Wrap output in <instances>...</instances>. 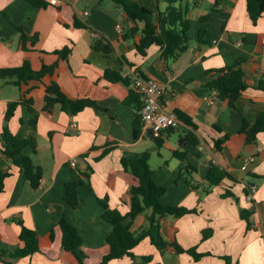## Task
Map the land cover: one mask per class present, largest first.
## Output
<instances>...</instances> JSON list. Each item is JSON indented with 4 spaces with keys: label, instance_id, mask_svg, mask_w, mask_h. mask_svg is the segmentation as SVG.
<instances>
[{
    "label": "crops",
    "instance_id": "0c3cea01",
    "mask_svg": "<svg viewBox=\"0 0 264 264\" xmlns=\"http://www.w3.org/2000/svg\"><path fill=\"white\" fill-rule=\"evenodd\" d=\"M134 1L152 11L167 7L163 0ZM60 2L58 6L46 2V8H38L26 0H0V69L20 67L25 61L35 71L57 64L46 81L58 83L71 99H91L97 107L74 116L60 105L47 112L45 85L31 81L23 86L33 109L19 106L9 128L20 139L35 138L36 149L24 152L41 167L42 178L38 188L32 187L21 169L0 151V169L10 174L0 193V249L24 246L20 223L39 237L55 231V241L32 256L4 259L0 264H68L59 227L63 217L82 238L84 264H99L109 252L107 237L112 231L103 219L100 201L107 200L122 215L129 213L130 189L138 181L126 172L122 160L142 153H149L154 181L166 189L162 203L193 212L159 218L167 248L158 250L147 238L134 248L137 258L151 256L148 264H264V134L250 144L242 133L244 122L254 124L264 111V92L253 87L264 76V16L253 24L247 0H183L181 6L188 8L190 20L189 49L178 60L166 62L158 46H152L147 56L138 53L141 32L125 38L133 25L111 0ZM200 29L206 32L203 43L198 41ZM24 33L38 37L35 45L27 42L24 48ZM64 49L71 53L61 58L56 53ZM238 65L249 88L236 101V109L220 99L209 103L212 90L205 86L209 72ZM106 70L119 73L129 84L107 81ZM136 70L163 86L162 103L168 111H181L196 127L179 119L178 126L163 135L161 146L142 128L136 136L134 119L140 116L142 95L126 102L134 92ZM18 100L19 87L0 80V137L8 103ZM73 122L76 129L70 128ZM189 136L197 144H190ZM226 136L218 150L215 142ZM175 152L187 154L189 171ZM250 157L255 160L244 169ZM73 159H78L75 168L70 165ZM211 165L233 178L210 184L206 176ZM84 173H89V180L81 177ZM79 181L85 184L78 187L74 208L65 201L66 187ZM250 186L257 188L251 201L247 197ZM242 210L249 213L248 220L241 216ZM151 214L147 210L139 215L132 231L146 228ZM174 242L206 256L196 261L176 252L171 246ZM109 264H132V260L124 257Z\"/></svg>",
    "mask_w": 264,
    "mask_h": 264
},
{
    "label": "trees",
    "instance_id": "16d2710c",
    "mask_svg": "<svg viewBox=\"0 0 264 264\" xmlns=\"http://www.w3.org/2000/svg\"><path fill=\"white\" fill-rule=\"evenodd\" d=\"M31 5L38 8H46L47 4L43 0H26ZM119 5L125 12L132 27L128 36H132L137 32H141L142 38L137 45V51L142 56H147L148 50L152 46H158L161 49V57L166 62H174L185 54L190 45L188 31L190 28V20L187 17L188 8H183L181 2L183 0H163L167 7L164 11H152L134 0H111ZM247 12L253 24H257L260 18L264 16V0H247ZM77 27H82L78 22ZM205 30L200 29L198 41L203 43ZM23 36L24 48L26 43L31 42L33 45L38 41L37 36L29 37L25 33ZM70 49H64L57 52L59 57L66 58L70 55ZM57 69V64L46 66L44 65L40 71H35L30 66L29 62L25 61L22 66L15 68L0 69V80H7L16 85L20 89V100L8 103L5 115V123L3 132L0 137L1 153L10 159L13 165L19 167L32 187L38 188L42 178V169L36 166L31 157L26 155V148L36 149V140L30 135L25 139H20L14 135L10 128L9 122L13 118L17 108L21 105L27 106L30 111L33 109V100L27 99V92L23 86L31 81H39L45 85V105L44 110L50 112L56 105H60L61 109L69 115H77L88 107H97V104L91 99H71L61 89L58 83L54 81L47 82L46 77L52 76ZM140 71V70H138ZM141 72V71H140ZM104 78L109 82H121L129 84L128 80L124 79L119 73L106 70ZM205 86L211 90L218 92V99L226 101L228 106L236 109V101L245 92L249 85L246 82L245 73L241 67L233 66L220 70L210 71L208 80ZM253 87L264 92V76L257 80ZM141 94L131 92L130 97L126 99L127 103H132V99L138 100ZM180 119L185 124L193 127L196 125L192 119L182 113L175 111ZM23 123V122H22ZM135 133L139 135L141 131L140 116L137 115L134 119ZM32 128L35 130V121H32ZM242 133L246 136L247 143H255L260 134H264V111L261 112L254 124L250 125L244 122ZM228 136L223 140H217L215 146L218 150L226 142ZM190 144H197L194 136H189ZM159 146L162 145V140H157ZM177 158L185 163V170L189 171L192 167L187 162V154L185 152H175ZM149 153H142L132 159H123L122 164L126 172H129L137 181L138 185L130 189L131 209L128 214L122 215L118 210H113L109 207L107 200H102L100 203L104 207L103 219L112 225V231L107 237L109 252L103 257L99 264H109L113 260L129 257L132 264H148L152 262L151 256L137 258L133 250L142 241L149 238L151 243L158 249L164 250L168 243L164 240L161 234L159 218L166 216H174L176 218L183 217L193 211L185 208L168 206L162 203L161 199L166 192V189L158 185L154 181V173L150 167ZM91 168L88 169L91 172ZM86 180H89V173L80 174ZM8 172L0 169V193L4 191L5 180L9 177ZM226 178L233 177L226 171L211 165L206 176V180L212 185H219ZM85 184L83 181L68 184L66 187V203L71 207H77L78 187ZM232 196V193H230ZM228 194V195H229ZM248 194V190H247ZM152 210L151 216L148 218V226L140 231H132V225L135 219L146 212ZM241 216L248 220L249 213L242 210ZM19 238L24 246L9 247L8 249H0V261L6 262L4 259L19 260L32 256L38 253L42 247L51 246L55 241V231H50L48 235L39 237L37 233L20 223ZM62 233V247L65 251V260L68 264H84L86 254L82 246V238L78 230L65 217L59 223ZM171 246L178 253H187L196 261L200 260L206 254H200L196 249L184 250L177 243H172Z\"/></svg>",
    "mask_w": 264,
    "mask_h": 264
},
{
    "label": "built area",
    "instance_id": "2783aa9c",
    "mask_svg": "<svg viewBox=\"0 0 264 264\" xmlns=\"http://www.w3.org/2000/svg\"><path fill=\"white\" fill-rule=\"evenodd\" d=\"M52 6L61 4L60 0H43ZM71 1V0H66ZM85 12V15H88ZM121 27L118 26V29ZM132 83L134 90L142 95L143 104L140 112L143 132H151V136L155 140L162 139L163 135L172 128H176L179 124L178 116L175 112L168 111L162 103V98L165 94L163 86L153 78L145 76L142 72L136 70L133 73ZM209 103H214L218 100V92L212 90L208 98ZM78 127L76 122L70 124L71 129ZM255 160L254 157L247 158L244 161L243 168L247 169ZM78 159H73L70 163L71 167L77 166ZM40 185V184H39ZM256 186L248 188V200L251 201L253 194L256 192Z\"/></svg>",
    "mask_w": 264,
    "mask_h": 264
},
{
    "label": "water",
    "instance_id": "95a60500",
    "mask_svg": "<svg viewBox=\"0 0 264 264\" xmlns=\"http://www.w3.org/2000/svg\"><path fill=\"white\" fill-rule=\"evenodd\" d=\"M150 134H151V132H150Z\"/></svg>",
    "mask_w": 264,
    "mask_h": 264
}]
</instances>
